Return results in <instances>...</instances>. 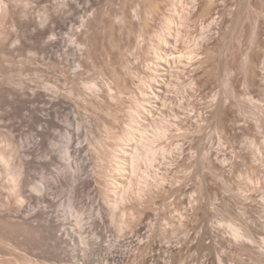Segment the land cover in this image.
Masks as SVG:
<instances>
[{
    "label": "rangeland",
    "instance_id": "obj_1",
    "mask_svg": "<svg viewBox=\"0 0 264 264\" xmlns=\"http://www.w3.org/2000/svg\"><path fill=\"white\" fill-rule=\"evenodd\" d=\"M13 7L31 26L0 48V140L32 182L12 203L2 176L0 264H264V0ZM138 109L166 119L167 153L112 203Z\"/></svg>",
    "mask_w": 264,
    "mask_h": 264
},
{
    "label": "bare ground",
    "instance_id": "obj_2",
    "mask_svg": "<svg viewBox=\"0 0 264 264\" xmlns=\"http://www.w3.org/2000/svg\"><path fill=\"white\" fill-rule=\"evenodd\" d=\"M22 1L28 2L29 0H0V48L7 47L12 42H22L23 41V35H25L29 32V28H30L29 26H31V24L30 25L23 24L20 20L18 13L13 9L15 2H22ZM25 15L27 16V13H25ZM43 19H41L42 22H43ZM8 26H10L9 28H11L12 31H11V29L8 28ZM13 29H14V31H13ZM166 42L168 43V41L165 39V37H163L161 39V43H166ZM160 58L164 59L165 61H169L168 58H166L165 56L160 57ZM174 61L175 62L192 61V57H190V54L183 53L180 56L176 57L174 59ZM21 106H22V104H21ZM141 110L138 109V110L134 111V113H132V123L129 126L128 134H127L125 139L121 140V141L124 140V143H122L123 145H125V141L128 145H131V149H126L127 147L124 148L125 146H121V147L119 146L121 148L120 154H118L117 156L114 155L115 160H112L116 164L115 171L118 173V176L120 175L121 179H123V180H121L122 182L116 181V183H114V185L112 186L113 189L111 190V192L114 193V195H115L114 196L115 197L114 202H112V203H115V200H116V203L118 201V204H119V200L120 201L126 200V198L128 199V197L130 195L136 196L137 198H141L144 194L143 192L146 189H148L149 185H150V174H149L150 169L155 167L156 162L158 161V157L160 155L167 153V149L158 144L161 140L166 138V135H167V121H166V119L163 118L159 121L153 120L152 123L148 124L147 122H144L145 124H143L138 119V117L140 116L139 111H141ZM152 117H154V116H152ZM154 118H156V117H154ZM35 120L37 121V124H41L43 121H45L42 117L41 118L40 117L35 118ZM92 146H93V143H92ZM93 147H92V152H94V153L98 152V149L94 150ZM15 150H16V148H15ZM13 152H14V150H13ZM13 152H11L5 145H3L2 141L0 140V184H1V179L4 178L2 176L6 175L8 177V180H9L6 187L9 189L10 193L12 194L11 195V197H13V199L11 198L13 200L12 203H16V202H22V198H24L22 195L23 189H24V187L25 188L28 187L27 181L28 180L30 181L29 178L25 179L24 176H25L26 172L30 175V173L28 172L29 171L28 168L31 167L30 166L31 164H29L25 160V158L23 159V157H22V159H21V157H19L20 152L19 153H18V151H16L15 153H13ZM96 154H99V152ZM16 157L18 159V163L16 164L17 166L14 167V164L16 162V160H15ZM115 164H114V166H115ZM70 167L73 168V165L70 164ZM97 167L100 168V165L97 164ZM78 169H76L74 171H70V172H73L71 174L72 175L71 180H73L72 186H73L75 191H76L77 187L79 186L78 185L79 184V182H78L79 181V177H78L79 176V174H78L79 170ZM94 174L98 175L99 173L95 172ZM30 176H28V177H30ZM25 177H27V176H25ZM31 182L32 181H30L29 183H31ZM45 187H46V184L44 182H42V184H40V185L37 184L34 186V188L36 189V192H44ZM75 191H73V192H75ZM10 202H7V203L2 202V203H3V206L7 207L10 205L9 204ZM1 208H2V206H1ZM40 214L42 215L41 212H39V215ZM1 216H2V214H1ZM21 223H23V222H20V224ZM49 223H51V222H49ZM78 223H81V221H79ZM26 224H24V225H26ZM20 236H21V234H20ZM21 238H23V237H21ZM13 249H14V246H13Z\"/></svg>",
    "mask_w": 264,
    "mask_h": 264
}]
</instances>
